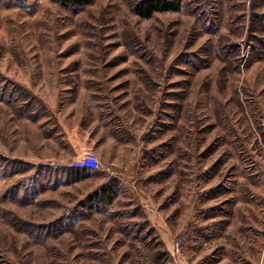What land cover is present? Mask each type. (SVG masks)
Segmentation results:
<instances>
[{"label": "rangeland", "instance_id": "1", "mask_svg": "<svg viewBox=\"0 0 264 264\" xmlns=\"http://www.w3.org/2000/svg\"><path fill=\"white\" fill-rule=\"evenodd\" d=\"M140 1L0 0V264H264V0Z\"/></svg>", "mask_w": 264, "mask_h": 264}, {"label": "trees", "instance_id": "2", "mask_svg": "<svg viewBox=\"0 0 264 264\" xmlns=\"http://www.w3.org/2000/svg\"><path fill=\"white\" fill-rule=\"evenodd\" d=\"M68 9L83 8L92 4L93 0H53ZM183 0H141L135 7V13L144 19L152 18L156 13L176 12L182 8ZM80 174L86 169H79Z\"/></svg>", "mask_w": 264, "mask_h": 264}, {"label": "built area", "instance_id": "3", "mask_svg": "<svg viewBox=\"0 0 264 264\" xmlns=\"http://www.w3.org/2000/svg\"><path fill=\"white\" fill-rule=\"evenodd\" d=\"M74 165L79 169H86L88 171H97L101 167L99 156L92 151L83 155ZM179 246L180 242H176L174 251L176 250L177 253H179Z\"/></svg>", "mask_w": 264, "mask_h": 264}]
</instances>
